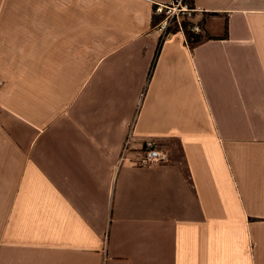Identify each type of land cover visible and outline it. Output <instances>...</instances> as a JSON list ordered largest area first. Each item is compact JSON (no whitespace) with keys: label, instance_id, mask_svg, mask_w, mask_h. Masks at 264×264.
Instances as JSON below:
<instances>
[{"label":"crops","instance_id":"crops-1","mask_svg":"<svg viewBox=\"0 0 264 264\" xmlns=\"http://www.w3.org/2000/svg\"><path fill=\"white\" fill-rule=\"evenodd\" d=\"M170 1L0 0V264H264V0Z\"/></svg>","mask_w":264,"mask_h":264},{"label":"built area","instance_id":"built-area-1","mask_svg":"<svg viewBox=\"0 0 264 264\" xmlns=\"http://www.w3.org/2000/svg\"><path fill=\"white\" fill-rule=\"evenodd\" d=\"M194 9L191 0H172L167 4H157L154 15L157 17L156 28L164 39L175 30H183L182 22L193 16ZM165 155L147 142L143 149V156L138 160L140 166L164 162Z\"/></svg>","mask_w":264,"mask_h":264},{"label":"trees","instance_id":"trees-1","mask_svg":"<svg viewBox=\"0 0 264 264\" xmlns=\"http://www.w3.org/2000/svg\"><path fill=\"white\" fill-rule=\"evenodd\" d=\"M187 26H188V24H186L185 22H182V27H183V29H184V33L185 34H187V38L188 39H192V41H194V42H199L200 40H201V35H197V34H195V33H193L192 31H189V30H187ZM164 41V39L162 38V37H160V40H159V47H160V45H161V43ZM159 49L160 48H158V51H159ZM154 63H155V61H154ZM154 63H153V65H152V68H153V66H154ZM152 70V69H151Z\"/></svg>","mask_w":264,"mask_h":264},{"label":"rangeland","instance_id":"rangeland-1","mask_svg":"<svg viewBox=\"0 0 264 264\" xmlns=\"http://www.w3.org/2000/svg\"><path fill=\"white\" fill-rule=\"evenodd\" d=\"M183 22H185L186 24L188 23V24H190L191 22L190 21H188V20H184ZM190 26V25H189ZM189 26H188V30H190V28H189Z\"/></svg>","mask_w":264,"mask_h":264}]
</instances>
